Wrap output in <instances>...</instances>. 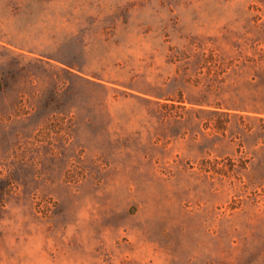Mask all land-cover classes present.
<instances>
[{"label": "rangeland", "instance_id": "374dc122", "mask_svg": "<svg viewBox=\"0 0 264 264\" xmlns=\"http://www.w3.org/2000/svg\"><path fill=\"white\" fill-rule=\"evenodd\" d=\"M0 264H264V0H0Z\"/></svg>", "mask_w": 264, "mask_h": 264}, {"label": "trees", "instance_id": "16d2710c", "mask_svg": "<svg viewBox=\"0 0 264 264\" xmlns=\"http://www.w3.org/2000/svg\"><path fill=\"white\" fill-rule=\"evenodd\" d=\"M38 61H39V63H41L42 65H48V66H50V67H55L56 65L55 64H53V63H51L49 60H46V59H43V58H38ZM74 67H73V65H70V66H68V67H61V66H59V69L60 70H65V71H67V72H73V69Z\"/></svg>", "mask_w": 264, "mask_h": 264}]
</instances>
